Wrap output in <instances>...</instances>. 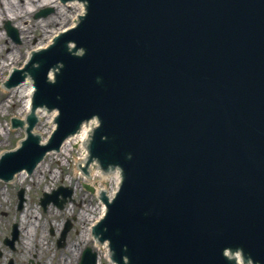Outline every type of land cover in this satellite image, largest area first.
Listing matches in <instances>:
<instances>
[{
  "label": "water",
  "instance_id": "95a60500",
  "mask_svg": "<svg viewBox=\"0 0 264 264\" xmlns=\"http://www.w3.org/2000/svg\"><path fill=\"white\" fill-rule=\"evenodd\" d=\"M83 1L77 25L7 81L30 73L32 108L59 115L39 144L30 105L27 137L1 156L0 176L32 170L97 115L90 155L119 165L123 180L111 202L102 197L95 231L119 263L232 264L223 249L239 247L264 264V0Z\"/></svg>",
  "mask_w": 264,
  "mask_h": 264
},
{
  "label": "rangeland",
  "instance_id": "374dc122",
  "mask_svg": "<svg viewBox=\"0 0 264 264\" xmlns=\"http://www.w3.org/2000/svg\"><path fill=\"white\" fill-rule=\"evenodd\" d=\"M15 2V4H12L11 0H0V12L2 13V15L5 13L9 14L7 12L8 7L10 8V10L13 11L16 9L17 13L20 14L19 17L16 19L6 20H9L10 23L16 28L18 24L19 26L25 27L24 30H20L18 28L19 32H22H18L20 34L19 43H14L12 39L9 38L5 33L3 35L4 38L0 39V103L5 102L6 98L9 96V92L3 87V77L9 74L12 67H19L24 63L25 59L27 58L28 51H30L34 45L38 43H40L41 46L46 45L48 40V35L46 36V33L48 32V29L59 31L65 28L66 26L72 24L73 19L71 16L77 13V11H74L73 9H67L66 13L62 15L56 13L57 10L53 9V11L47 17L41 19L44 20L42 21V25L33 18L34 12H31L26 9V4L24 2L17 3L16 0ZM4 21L5 20H3L2 22L0 21V30L3 27ZM11 54L14 55L13 57H15L12 63L10 59L12 57ZM16 98L17 97L15 96L14 99L16 100ZM20 105L21 103L19 101H16L13 104L7 105L6 109H0V123L2 124V131L0 128V153L4 150H8L10 148L15 147L18 144L19 140L24 136V130L20 128H10V130L5 132L7 129L6 124L11 127L10 118L16 117L14 116V113H16ZM45 121L46 117L43 116L39 121L37 127L35 128V131L41 133L44 138L48 135L47 131L51 129L50 124L46 123ZM73 146L72 150L67 149L64 152H60L59 154H53L52 156H48L45 162L43 163V167L41 169L42 172H40V177L37 179L33 177L31 178V180H25L23 185L28 186L30 194L32 195V197H36V200L41 195V190L45 187V185L51 186L60 183H64L66 185H74L75 182L78 181L79 184L76 185L77 188L73 196L74 201L68 206V212L73 213L75 215L84 209H94V207H97L98 204L96 202L95 196L91 195L89 191H85V189H83V187L81 186V177H78V175L76 177L74 176L73 159L78 155L79 149L75 145ZM54 174L56 175V177H54ZM45 176H48L49 179H44ZM50 177H53L52 179H54V181L50 179ZM41 179L43 180L40 181ZM95 179L97 178L95 177ZM97 180L99 181V179ZM102 184L103 182L101 183V185ZM17 185L18 184L16 183V186ZM65 209L60 211L59 213H55V221L59 222L67 216V210ZM81 223L84 222H82V220H78L76 222V228L79 231H81L82 229V227L79 228V226H81ZM70 238L77 240L76 243H78V241L81 239L80 234H74V232L71 233Z\"/></svg>",
  "mask_w": 264,
  "mask_h": 264
},
{
  "label": "flooded vegetation",
  "instance_id": "af4514ba",
  "mask_svg": "<svg viewBox=\"0 0 264 264\" xmlns=\"http://www.w3.org/2000/svg\"><path fill=\"white\" fill-rule=\"evenodd\" d=\"M4 192V193H1ZM36 198V197H35ZM27 190V186L0 180V264H111L96 260L90 261L83 255L84 246L75 245L70 239L74 227L64 240H58L62 226L53 223V205L46 209L48 223L46 238L48 244L39 247L32 238L38 225L32 226L28 211H33L37 200Z\"/></svg>",
  "mask_w": 264,
  "mask_h": 264
},
{
  "label": "bare ground",
  "instance_id": "6f19581e",
  "mask_svg": "<svg viewBox=\"0 0 264 264\" xmlns=\"http://www.w3.org/2000/svg\"><path fill=\"white\" fill-rule=\"evenodd\" d=\"M16 1H17V3L18 2L19 3L20 2H24L26 4V9H28L29 11H32V12L34 10H36L37 8L43 7L45 5L52 6L55 10H57L56 13H59V14H62V15L66 13V10L67 9H71V10L73 9L74 11H77V13L71 16L72 19H73L72 24L74 23V21H76V16H78L79 14H81L83 12V10H84L83 4L80 3V2H76V1H74V2H68L66 4L61 3L59 0H16ZM11 3L12 4H15L16 2H15V0H11ZM7 11H8L9 14H3L2 15V13L0 12V21L1 22L3 20H5V19H9V20L10 19H16L20 15L19 13H17L16 9L13 11V10H10V8L8 7ZM42 21H44V20H41V19L38 20V22L43 25V22ZM17 28H19L20 30H24L25 27L19 26V24H18L17 25ZM47 31L48 32L46 33V36L48 35L47 36L48 37L47 43H48L50 41V39H52L59 31H57V30L54 31V30H49V29ZM20 33H22V32H20ZM2 38H4V36H3V32L0 30V39H2ZM40 47H41V44L38 43V44L34 45L32 49H38ZM13 56L14 55H12V57L10 58L11 59V63L15 59V57H13ZM4 64H3V66H4ZM0 66H1V64H0ZM5 78L6 77H3L2 80L4 81ZM5 90H7L9 92V96L6 98L5 102L0 103L1 104L0 105V109H3V108L6 109L7 108V105H10V104L15 103L16 101H19L21 103V105L17 109L16 113H14V116H17L20 119H23V117L28 114L29 108H30V105H31V96H32V93H33V90H34V85H33L32 79L27 76L24 79V83H20L17 86L11 87L10 90L9 89H5ZM15 96L17 97L16 100L14 99ZM36 115H37L39 121L41 120V118L43 116H45L46 117V121L45 122L46 123H50L52 121V119H53V116L55 115V111H52V112L49 113V112H46L45 109H37L36 110ZM53 125H54L53 122H51V127H53ZM1 127H2V124L0 123V128ZM6 128L7 129H6L5 132H7L8 129H9L8 124H6ZM1 131H2V128H1ZM42 141H44V138H42ZM75 144L81 145V142L80 141L78 142V140L66 141L63 144V146L61 147L60 151L62 152V151H65L67 149L68 150H71L72 146L75 145ZM42 167H43L42 164L41 165H38L36 167V171H33V173H31L30 175H28L26 172L18 173L17 175H15V178L18 179V180H20V181H25L28 178L30 179V177L31 178L34 177L35 179H37V178L40 177V172H42V170H41ZM95 174H100V173L96 170V171H93L92 172V175H95ZM54 176L56 177L55 174H54ZM50 179H52V178L50 177ZM42 180L43 179H41L40 181H42ZM44 188H45L44 190L47 191L46 190V186ZM1 193H4V192H1ZM27 212H28V214H26V216L32 218L31 219L32 220L31 221V225L35 227L36 226L35 225V222L36 221L38 222V219H39V216H38L37 211L34 210V211L31 212V211H28L27 210ZM101 212H102V210H101ZM80 218H81V220L83 219V217H80ZM85 219L86 220L88 219V221L94 222V220H93L94 218H92V217H90V218H86L85 217ZM54 224H55V222H54ZM42 233H43V231H42ZM80 237H81V242L87 243L89 241V239L91 238V236H90V228L85 227L83 230H81L80 231ZM45 240H46V237L42 235L41 236V244L42 245H44L43 243H44ZM81 242H78V244H75V245L76 246L79 245V244L81 245ZM45 243H46V241H45ZM230 255L232 256L231 253H230Z\"/></svg>",
  "mask_w": 264,
  "mask_h": 264
}]
</instances>
